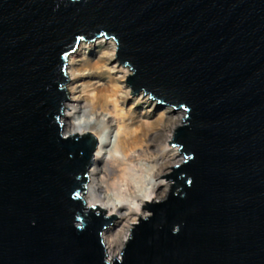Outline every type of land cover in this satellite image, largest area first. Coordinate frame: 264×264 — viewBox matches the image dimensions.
I'll return each instance as SVG.
<instances>
[{
    "label": "water",
    "instance_id": "obj_1",
    "mask_svg": "<svg viewBox=\"0 0 264 264\" xmlns=\"http://www.w3.org/2000/svg\"><path fill=\"white\" fill-rule=\"evenodd\" d=\"M117 43L132 92L184 110V161L121 258L81 198L96 149L64 135L67 60ZM0 264H264V0H0Z\"/></svg>",
    "mask_w": 264,
    "mask_h": 264
},
{
    "label": "rangeland",
    "instance_id": "obj_2",
    "mask_svg": "<svg viewBox=\"0 0 264 264\" xmlns=\"http://www.w3.org/2000/svg\"><path fill=\"white\" fill-rule=\"evenodd\" d=\"M115 43L116 42L113 39H106L104 37L97 38L92 41H82L76 51L70 55L69 58H72V61L70 62L69 59L67 61V72L72 70L75 72L76 77L71 79L68 75L69 81L65 85V90L69 102L67 101L64 104L63 117H61L60 122L64 127V135H71L76 126H93L95 124V120L87 118L89 111L92 108V98L97 92V88L103 86L112 87L115 84L122 89L119 93V97L122 99V109H124V112H133L135 118H137L139 122H156L160 116L164 115L168 128H159L158 131L150 133L148 137V145L150 146L149 153L155 154V158L154 160L143 163L147 166H154L156 164L158 168L165 162H169L164 173L157 176L152 181V185L156 190V200L154 202H150L149 204L158 203L167 198L171 185L173 184L171 180L166 181V179L161 178L170 175L172 173V168L178 166L184 161V155L180 154L179 147L175 146V144L171 145V143L173 142L174 131L183 124L186 113L184 110H174L172 107L162 106L156 99L151 98L150 94L145 95L144 91L134 95L131 88L127 85V78L129 77V74L130 76L133 74V71L129 66L120 65L119 61H116L117 47L115 46L117 43ZM105 56L108 57L107 60H105ZM101 60L105 61V64L103 63L104 67L99 70H93L92 67ZM112 110L113 107H111V111ZM103 119L108 122L111 127V145L105 150V155L103 156L102 161H100V164L97 165L98 174L95 176L93 175L92 177L89 176V182L86 188L87 193L81 194L84 202L88 200L87 198L90 195L101 197V199L104 197L105 193L103 189L100 188L102 184L99 181L104 179L106 170H111L106 164L109 159L108 151L112 149L114 142L117 141L119 136L120 126L114 117H112V115H108ZM86 133H88V130H86ZM167 144L169 147L168 150L167 148L166 150L163 149V146H167ZM139 153L140 151L137 155H135V157L138 156ZM95 158L96 152L94 154L93 164ZM92 166L89 170V175L91 170H93L94 166ZM85 204H87V201ZM143 205V207H147V204ZM127 209V207L121 208L119 213L115 215L110 214L108 209L103 210L107 213V217L111 218L115 216L118 218V220H115L109 229L104 231L103 241L104 237L110 239L116 237L115 235L121 229H125L127 231L126 237H121L119 240L116 238V242L112 244V250H110V246L106 245L104 242L109 261L121 258V252L130 236L132 225L138 224L139 217L137 218V216L134 215L128 216L130 212ZM125 216H128L129 218L122 220L121 217ZM148 216H151V213L143 209L140 219H146ZM132 219H135L136 221H131ZM111 251L114 252L113 256L111 255Z\"/></svg>",
    "mask_w": 264,
    "mask_h": 264
},
{
    "label": "bare ground",
    "instance_id": "obj_3",
    "mask_svg": "<svg viewBox=\"0 0 264 264\" xmlns=\"http://www.w3.org/2000/svg\"><path fill=\"white\" fill-rule=\"evenodd\" d=\"M80 43L81 42H79L78 46ZM115 47H117V45ZM69 57L68 59L71 62L72 58ZM105 58V60H107L108 57L105 56ZM99 63H96L92 67L93 70H99L104 67V60H101ZM67 74L71 79L76 77L75 72L72 70L70 72L68 71ZM121 90L122 89L116 84L112 87L103 86L97 88V92L92 98V108L90 109L87 118L94 119L95 124L87 127L76 126L71 135H92L97 142L96 149L94 151V154L96 152V158L94 164L92 159L94 167L91 164L93 170H91L90 175L89 170L91 166L88 170L87 188L89 176L92 177L93 175L95 176L98 174L97 165L100 164V161H102V158L105 155V150L111 145V127L103 118L108 115H112V117H114V119L119 123V136L117 141L114 142L112 149L108 151L109 159L106 162L107 166H109L111 170H106L104 179L99 181L102 184L100 188L103 189L105 195L102 199L101 197L90 195L87 198L88 200H86L87 204H85L86 201L84 204L86 210L95 207L97 211L108 209L110 214L113 215L118 214L121 208L127 207V210L130 212L128 216L134 215L140 219L143 211V204H149L150 202H154L156 200V190L152 185V181L157 176L163 174L169 164V162H165L158 168L156 164L154 166H147L143 164L147 161L149 162L150 160H154L155 158V154L149 153L150 146L148 145V137L153 131H158L159 128H168V125L164 115L160 116L156 122H139L138 119L135 118L133 112H124V109L121 107L122 99L119 97ZM111 107H113L112 111ZM62 129H64V127H62ZM86 130H88V133H86ZM166 148L168 150V144L167 146H163V149L166 150ZM139 151V155L135 157ZM84 193H87V189ZM128 216L121 217V219H128ZM131 221L136 220L132 219ZM126 232L127 231L125 229H121L115 235L116 237L112 239L104 237L103 244L105 242L106 245L110 246L109 249L112 250V244L116 242V238L119 240L121 237H126ZM111 252V255L113 256L114 252Z\"/></svg>",
    "mask_w": 264,
    "mask_h": 264
}]
</instances>
